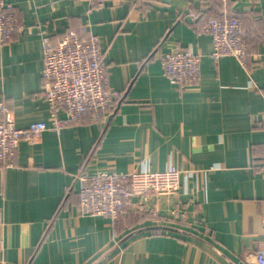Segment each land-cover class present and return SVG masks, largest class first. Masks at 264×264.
Here are the masks:
<instances>
[{
	"label": "crops",
	"instance_id": "crops-1",
	"mask_svg": "<svg viewBox=\"0 0 264 264\" xmlns=\"http://www.w3.org/2000/svg\"><path fill=\"white\" fill-rule=\"evenodd\" d=\"M5 1L23 28L0 40V101L18 127L51 121L41 33L54 44L68 32L95 34L107 85L122 97L96 121L84 115L21 138L13 163L0 164V264H256L264 249V0ZM224 12L246 23L245 65L213 57L210 34L197 29L205 14ZM173 49L199 56L197 83L178 89L165 77L160 58ZM169 165L182 171L175 193L136 195L114 223L79 210V171ZM153 225L173 230L146 229Z\"/></svg>",
	"mask_w": 264,
	"mask_h": 264
},
{
	"label": "built area",
	"instance_id": "built-area-1",
	"mask_svg": "<svg viewBox=\"0 0 264 264\" xmlns=\"http://www.w3.org/2000/svg\"><path fill=\"white\" fill-rule=\"evenodd\" d=\"M101 6L104 0H91ZM12 6L0 0V40L6 42L14 31L22 30L17 24ZM194 18V13L189 14ZM210 34L211 55H232L243 65L246 64L248 44L243 23L235 15L224 12L211 17L199 28ZM42 42V92L50 109V123L36 120L27 127H18L11 110L0 101V164L11 165L21 138H31L51 128L60 131L63 126L75 122L84 115L91 121L111 109L121 99L122 93L107 85L102 50L95 34L82 37L76 32L64 34L54 44L49 34L41 33ZM165 77L178 89L195 84L199 80L200 58L190 49L165 51L160 58ZM59 110L64 111L58 117ZM264 168V161L261 163ZM182 171L175 165L164 169L149 168L130 171H79L77 183L78 207L82 213L101 215L116 222L136 195H169L180 187ZM178 220L186 219L185 212L172 211ZM264 222V218H263ZM256 264H264V249L254 254Z\"/></svg>",
	"mask_w": 264,
	"mask_h": 264
},
{
	"label": "trees",
	"instance_id": "trees-1",
	"mask_svg": "<svg viewBox=\"0 0 264 264\" xmlns=\"http://www.w3.org/2000/svg\"><path fill=\"white\" fill-rule=\"evenodd\" d=\"M232 14V13H231ZM205 22H206V20L207 19H209V18H211V17H217L216 15H209V14H205ZM220 16V15H219ZM236 16V15H235ZM238 19H240L241 21H242V23H243V26H244V28H245V30H246V41H247V44H248V52H249V41H248V30H247V26H246V23L244 22V20L243 19H241L240 17H238V16H236ZM202 22L200 21V20H197L196 21V25L198 26L197 27V29H199L202 25H203V23L201 24ZM201 24V25H200ZM155 230H158V231H160V229H155Z\"/></svg>",
	"mask_w": 264,
	"mask_h": 264
},
{
	"label": "water",
	"instance_id": "water-1",
	"mask_svg": "<svg viewBox=\"0 0 264 264\" xmlns=\"http://www.w3.org/2000/svg\"><path fill=\"white\" fill-rule=\"evenodd\" d=\"M120 100L117 102L119 104ZM146 229H167V230H173L171 226L167 225H153Z\"/></svg>",
	"mask_w": 264,
	"mask_h": 264
}]
</instances>
